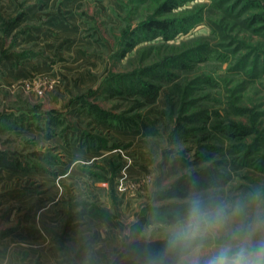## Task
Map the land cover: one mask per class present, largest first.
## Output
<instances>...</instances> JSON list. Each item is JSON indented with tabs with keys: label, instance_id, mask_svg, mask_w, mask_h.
Wrapping results in <instances>:
<instances>
[{
	"label": "rangeland",
	"instance_id": "obj_1",
	"mask_svg": "<svg viewBox=\"0 0 264 264\" xmlns=\"http://www.w3.org/2000/svg\"><path fill=\"white\" fill-rule=\"evenodd\" d=\"M161 1L0 0V264H145L193 186L264 197V0L120 57Z\"/></svg>",
	"mask_w": 264,
	"mask_h": 264
},
{
	"label": "clouds",
	"instance_id": "obj_2",
	"mask_svg": "<svg viewBox=\"0 0 264 264\" xmlns=\"http://www.w3.org/2000/svg\"><path fill=\"white\" fill-rule=\"evenodd\" d=\"M163 247L145 264H264V197L227 199L193 186L160 225Z\"/></svg>",
	"mask_w": 264,
	"mask_h": 264
},
{
	"label": "trees",
	"instance_id": "obj_3",
	"mask_svg": "<svg viewBox=\"0 0 264 264\" xmlns=\"http://www.w3.org/2000/svg\"><path fill=\"white\" fill-rule=\"evenodd\" d=\"M189 0H162L159 4L156 2L155 9H153L151 15L142 20L141 22L133 25L130 29L129 38L124 43L123 49L119 52V56H124L125 53L131 49L137 40H146L155 38L158 36H162L163 39L168 40L173 38L177 33L182 32L186 33L191 29L195 23L201 20V15H191L189 17L185 16L181 19L178 18H163L162 16L171 14L176 8L182 6L185 2ZM212 6H225L224 10L229 12V14L239 17L243 14L242 7L245 4V0H211ZM242 4V5H241ZM236 7H240L238 10ZM263 17L261 15L255 13L251 15L249 19H245L242 21L243 25L251 24L255 25L258 22H261ZM248 26V25H247ZM259 29H255L257 31ZM142 34V36L135 40L138 34ZM121 80V79H120ZM114 94L120 95L121 89L119 87H115L113 90ZM134 93H139L141 96L148 97L147 103H152L157 97L158 94V86L155 83H151L149 81H138L137 89L133 90ZM138 119V117H137ZM136 117H127L122 118L116 117V125L122 128H132L138 127L139 121ZM234 126V125H233ZM233 129V128H232ZM234 130L240 131V127L235 126ZM244 130V129H243ZM224 132V131H222ZM227 133V132H225ZM178 195H182V193H178ZM166 217L171 218L173 215L171 212L166 213ZM168 220V219H167ZM166 220V221H167Z\"/></svg>",
	"mask_w": 264,
	"mask_h": 264
}]
</instances>
